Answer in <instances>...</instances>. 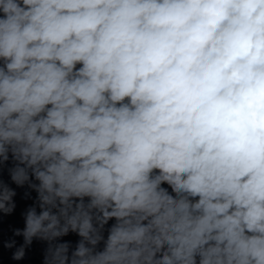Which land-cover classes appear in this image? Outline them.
<instances>
[{"label": "clouds", "instance_id": "obj_1", "mask_svg": "<svg viewBox=\"0 0 264 264\" xmlns=\"http://www.w3.org/2000/svg\"><path fill=\"white\" fill-rule=\"evenodd\" d=\"M5 168L14 261L264 264V0H0Z\"/></svg>", "mask_w": 264, "mask_h": 264}]
</instances>
